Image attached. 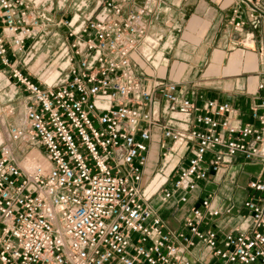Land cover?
<instances>
[{"label":"built area","instance_id":"built-area-1","mask_svg":"<svg viewBox=\"0 0 264 264\" xmlns=\"http://www.w3.org/2000/svg\"><path fill=\"white\" fill-rule=\"evenodd\" d=\"M98 1L101 15L78 30L66 27L68 72L48 85L21 66L40 16L28 0H0V72L24 95L5 108L13 120L0 145V264H196L188 255L200 244L211 253L207 264H264V61L263 94L246 121L229 102L193 103L174 82L147 89L131 57L145 40L151 6ZM243 1L259 9V0ZM157 93L195 117L187 132L163 130L169 142L187 139L193 147L162 200L183 191L186 201L236 160L257 163L261 172L247 181L241 209L248 226L212 228L219 211L204 197L180 229L165 230L141 185Z\"/></svg>","mask_w":264,"mask_h":264},{"label":"crops","instance_id":"crops-1","mask_svg":"<svg viewBox=\"0 0 264 264\" xmlns=\"http://www.w3.org/2000/svg\"><path fill=\"white\" fill-rule=\"evenodd\" d=\"M28 1L43 23L36 38L39 44H47L54 34L63 40L66 27L78 30L87 19L103 13L98 0ZM133 2L151 6L146 16L145 40L131 57L144 87L150 89L156 81L174 82L193 103L203 106L209 99L229 102L241 121H246L250 108L263 94L258 84L263 80L260 71L264 60L260 51L264 50V0L257 1L258 10L243 0ZM239 20L243 25L234 30V22ZM23 96L22 89L8 81L5 72H0V108L5 109ZM1 109L4 114L0 115V145L7 140L8 125L13 120L12 115ZM152 111L157 121L150 132L149 162L141 185L164 219L165 230L180 229L190 209L204 197H209L212 207L219 211L210 222L212 228L228 233L248 226L250 221L241 209L247 196V181L261 172L257 163L236 160L211 174L208 180L199 182L197 190L186 201H180L183 191L176 192L167 201L162 200L164 184L169 185L193 147L187 139L169 142L163 130L187 132L195 117L175 112L158 93L154 95ZM167 143L172 146L168 151ZM155 155L161 156L159 167ZM152 174L163 178L155 193L147 190V180ZM188 256L196 264L211 260L210 251L201 244Z\"/></svg>","mask_w":264,"mask_h":264},{"label":"rangeland","instance_id":"rangeland-1","mask_svg":"<svg viewBox=\"0 0 264 264\" xmlns=\"http://www.w3.org/2000/svg\"><path fill=\"white\" fill-rule=\"evenodd\" d=\"M53 37L47 44L46 42L39 44V41L35 39V43L33 42V45L31 44L32 46L28 47L27 53L21 58V66H24L27 71L33 75L35 80H40L50 85L63 81L68 72L66 36L64 34L63 40L58 39L56 34H54ZM28 42L29 41H27V43ZM1 110H4L6 113L4 108ZM2 114L4 113L0 112V115ZM155 159L159 161V167L161 156L159 155L158 157V155H155ZM239 161L243 162L242 159H239ZM152 175L153 176L147 180V190L149 193H155L156 188L159 187L161 181H163L160 175ZM170 186L171 183H169L167 188L169 189ZM191 194L192 192H188V196Z\"/></svg>","mask_w":264,"mask_h":264},{"label":"bare ground","instance_id":"bare-ground-1","mask_svg":"<svg viewBox=\"0 0 264 264\" xmlns=\"http://www.w3.org/2000/svg\"><path fill=\"white\" fill-rule=\"evenodd\" d=\"M48 84V83H47ZM48 85H50V84H48Z\"/></svg>","mask_w":264,"mask_h":264}]
</instances>
